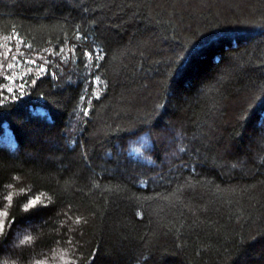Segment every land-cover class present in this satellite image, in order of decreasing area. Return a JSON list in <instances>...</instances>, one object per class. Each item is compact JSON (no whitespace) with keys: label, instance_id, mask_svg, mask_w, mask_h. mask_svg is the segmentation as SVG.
<instances>
[{"label":"trees","instance_id":"1","mask_svg":"<svg viewBox=\"0 0 264 264\" xmlns=\"http://www.w3.org/2000/svg\"><path fill=\"white\" fill-rule=\"evenodd\" d=\"M0 100V264H264V0H0Z\"/></svg>","mask_w":264,"mask_h":264},{"label":"snow or ice","instance_id":"2","mask_svg":"<svg viewBox=\"0 0 264 264\" xmlns=\"http://www.w3.org/2000/svg\"><path fill=\"white\" fill-rule=\"evenodd\" d=\"M89 55H91V53H89ZM9 67H11V65H9ZM40 71H42V72L44 71L43 67H41ZM9 79H12V78L9 77ZM97 79H99V78H97ZM34 83H35V81H34ZM8 91L12 92V89L9 88ZM2 103H3V100H0V104H2ZM85 112L87 114V109L85 110ZM8 199H11V197L9 196ZM37 199H39V198L37 197L35 199H30L28 201V203H26L24 205L25 209H28L29 207L35 205ZM7 216H8V212L6 210L0 211V234L5 233L7 225H6L4 218ZM77 219H79V218H77ZM25 239H31V237H25Z\"/></svg>","mask_w":264,"mask_h":264},{"label":"rangeland","instance_id":"3","mask_svg":"<svg viewBox=\"0 0 264 264\" xmlns=\"http://www.w3.org/2000/svg\"><path fill=\"white\" fill-rule=\"evenodd\" d=\"M177 136H179L178 133H177ZM16 240H19V237L18 236L16 237Z\"/></svg>","mask_w":264,"mask_h":264}]
</instances>
